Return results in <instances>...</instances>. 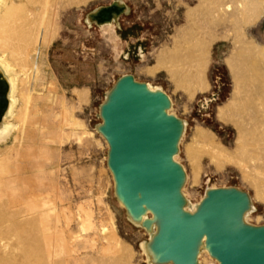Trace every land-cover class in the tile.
I'll return each mask as SVG.
<instances>
[{
    "label": "rangeland",
    "instance_id": "rangeland-1",
    "mask_svg": "<svg viewBox=\"0 0 264 264\" xmlns=\"http://www.w3.org/2000/svg\"><path fill=\"white\" fill-rule=\"evenodd\" d=\"M113 1L122 2L126 9L111 24L100 26L88 19L92 10ZM256 1L262 4V14L245 27L244 33L264 46V0ZM12 2L22 5L15 20L25 17L29 10L55 9L57 29L52 42L40 48L36 73L29 61L12 56L9 50L4 53L12 68L2 69L7 77H15L14 91H10L15 99L12 110L0 120V213L13 210L16 218L0 220V264H45L37 250L43 240L36 233L40 230H46L44 237L51 242L53 236L62 237L64 247L74 249V256L82 260L79 264H98L104 248H116V238L108 231L109 212L126 251L123 264H153L147 244L155 228L147 230L142 221H134L117 199L107 166L108 145L98 131L102 122L99 107L124 75L168 95V114L183 123L175 159L185 172L181 188L184 210L195 211L208 189L235 188L251 199L244 222L264 225V203L254 199L255 188L235 166L218 168L201 135L213 134L216 143L234 147L235 129L216 116L217 107L230 100L233 91L224 64L230 42L218 40L212 44L205 71L208 90L192 97L177 89L164 72L149 73L158 50L171 46L177 29L185 26L186 10L195 6L196 0ZM2 51L0 46V55ZM22 64H26V70L20 67ZM74 88L87 89L82 103ZM41 209L44 216L37 223L27 218ZM84 211L91 212L93 223L83 229ZM146 217L150 219L151 214ZM52 244L50 249L60 251L58 241ZM209 256L202 252L199 264H215Z\"/></svg>",
    "mask_w": 264,
    "mask_h": 264
},
{
    "label": "bare ground",
    "instance_id": "bare-ground-1",
    "mask_svg": "<svg viewBox=\"0 0 264 264\" xmlns=\"http://www.w3.org/2000/svg\"><path fill=\"white\" fill-rule=\"evenodd\" d=\"M13 2L12 0H0V46L3 49L0 55V120L7 111L12 110L15 99L13 94L10 95V91H14L15 88V77H7L2 69V66L7 71L12 68L10 61L4 55L5 51L9 50L12 56L29 61L31 70L36 73L39 69L40 48L52 42L57 29V15L53 12L55 9L48 12L40 8L29 10L25 17L15 20L14 15L21 10L22 5ZM85 2L86 0H77L76 4ZM259 5L260 3L256 0H196V5L186 10L185 26L177 29L171 46L158 50L155 55L156 63L149 73L153 76L159 71L164 72L177 89H183L192 97L196 93L208 90L205 71L212 44L218 40L230 42L231 48L224 58V64L231 76L233 91L231 99L217 107L216 116L220 121L231 124L235 129L234 147L229 149L216 143L213 134L201 132V135L208 146V151H206L216 161L217 167L220 168L225 164L235 166L242 178L255 188L254 199L264 203V46L244 33L245 27L254 24L260 18L262 4L261 7ZM125 9V4L113 1L107 6L92 10L88 14V19L100 26L108 25L115 21ZM20 67L26 70V64ZM34 78L36 79V75ZM146 86L149 90L156 91L149 84ZM74 91L77 93L78 101L83 102L87 89L74 88ZM168 99L170 100L169 97ZM166 112L168 113L167 110ZM173 158L176 161L175 155ZM181 167L183 168L182 165ZM44 204L45 202L41 203V205ZM120 204L123 206L121 202ZM251 206L250 199L249 209ZM147 214L151 212L147 211L143 214L142 221L147 219ZM43 216L44 210L41 209L30 213L27 218L37 223L36 220ZM90 217L91 212L84 211V219L80 221L83 229L92 226L93 222ZM15 218L16 213L13 210L0 213V220ZM107 224L108 231L116 238V248H113V251L110 247V249L104 248L98 264H123L122 260L126 251L116 236L113 216L110 212ZM144 225L147 230L154 226L156 232L157 221L152 214L150 220L145 221ZM102 230H106L104 226ZM45 231L36 232L39 237L43 238L42 245L37 250L44 257L45 264H79V261H82L74 256V249L68 250L64 247L62 237L53 236L52 242L54 240L59 243L60 251L56 253L61 254L56 258L57 254L50 249V247L53 248L52 242L44 237ZM74 239L76 240V237ZM147 251L152 263L156 264L149 249V243ZM202 252H206L209 256L205 249H200L197 264L200 263L199 258ZM210 259L217 264L214 258L210 257Z\"/></svg>",
    "mask_w": 264,
    "mask_h": 264
},
{
    "label": "water",
    "instance_id": "water-1",
    "mask_svg": "<svg viewBox=\"0 0 264 264\" xmlns=\"http://www.w3.org/2000/svg\"><path fill=\"white\" fill-rule=\"evenodd\" d=\"M167 95L131 75L117 79L99 107V133L108 145L107 166L127 214L157 221L149 249L156 264H197L205 249L217 264H264V225L246 224L249 195L211 188L195 211L184 210L185 172L174 160L183 124L166 112ZM146 219L142 221H149Z\"/></svg>",
    "mask_w": 264,
    "mask_h": 264
}]
</instances>
